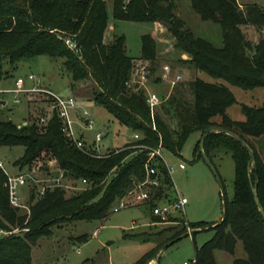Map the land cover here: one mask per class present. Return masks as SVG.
<instances>
[{
  "label": "trees",
  "instance_id": "obj_1",
  "mask_svg": "<svg viewBox=\"0 0 264 264\" xmlns=\"http://www.w3.org/2000/svg\"><path fill=\"white\" fill-rule=\"evenodd\" d=\"M110 1L115 21L168 26L175 49L186 54L199 73L190 84L192 99L185 96L180 84L160 106L164 116L156 109L153 122L147 91L129 84L137 58L127 54L126 37L114 35L112 43L104 42L108 1L0 0V81L23 61L40 56L64 59L74 90L78 83L92 80L97 87L96 104L140 135L139 140L98 157L94 147L85 153L63 135L56 110L41 128L38 124L18 126L0 118V147L25 148L16 163L21 170H63L65 181H87L82 190L71 194L64 187H56L41 196L39 185L33 186L28 215L10 207L6 175L0 170V264H34L33 248L39 240L51 237L55 228L79 221L106 220L116 203L147 180L149 151L131 147L156 149L162 143L163 150L178 156L194 133H201L195 148L197 157L203 159V144L211 161L223 152L231 153L235 161L234 194L222 197L225 221L215 227L190 222L186 225L178 217L183 227L135 264H149L166 244L186 235L189 229L207 227L216 233L203 246L196 247L197 264H217L216 250L234 255L239 241L247 258L236 259L234 264H264V159L250 141L261 139L264 143V101L260 106L241 105L245 120L236 121L228 114L229 108L237 104L234 93L222 83L201 77L205 74L244 90L264 89V38L254 44L242 29H264V7H242L238 0H190L201 21L221 27L223 46L216 47L196 35L178 16L175 0ZM139 59L150 61L152 67L158 59L157 41L151 34L142 36ZM207 129L214 131L204 137ZM243 143L253 152L254 160ZM46 159L47 164H43ZM156 161L160 186L150 187L153 198L147 206L151 213L156 201L170 203L176 199L172 176L161 159ZM152 216L156 222L162 220ZM80 238L87 242L89 235Z\"/></svg>",
  "mask_w": 264,
  "mask_h": 264
},
{
  "label": "rangeland",
  "instance_id": "obj_2",
  "mask_svg": "<svg viewBox=\"0 0 264 264\" xmlns=\"http://www.w3.org/2000/svg\"><path fill=\"white\" fill-rule=\"evenodd\" d=\"M109 21L105 33L104 42L110 44L114 35H124L126 37L127 54L133 58L141 57L142 36L151 34L157 41L158 59L153 68V75L147 82V91L155 92L163 97L172 93L170 86L163 82H158L164 65H170L174 72L184 74L183 91L188 99H192L190 84L199 77V73L189 63V57L175 49V39L167 25L163 23H134L126 21H115L113 17V4L106 0ZM176 13L181 15L186 25L194 33L212 43L216 47L223 46V34L219 25L201 21L199 16L191 7L190 0H175ZM258 4L264 7V0H240V4ZM246 38L252 43H258L264 38V29L253 26L242 28ZM64 59H54L48 56H40L34 59L23 61L15 70L10 72L7 78L0 81V90L6 93L8 107L2 109L0 118L12 120L18 126H26L40 123L41 118H46L52 112L51 102L43 94H32L22 97L20 104L14 103L18 79L26 80L25 90H32L36 86L33 81L28 80L29 75H35L40 79V86L43 89L51 90L53 94L60 98L75 97L77 102L89 111L95 121V129L92 131H82V137L89 144H93L98 132H104L105 137L99 144L100 153L104 154L108 149L114 150L125 147L133 141V132L121 125L108 111L96 104L94 101L97 87L92 80L82 81L77 84L75 90L72 87L73 79L64 66ZM201 77L211 83H222L229 87L234 93L237 104L228 110V114L236 121H244L241 105L260 106L264 101V89L244 90L232 86L225 81L213 79L205 74ZM144 88V87H143ZM157 111L162 115L160 107ZM27 123V124H25ZM173 124V123H172ZM201 138V133L192 134L186 141L182 152L176 156L166 150L163 155L167 165L172 169V180L177 196H185L188 205L183 213L173 215L167 220H161L156 227L150 226L152 217L151 209L147 205H138L135 198H127V206L119 212L111 211L110 216L101 222H84L65 224L55 228L51 237L39 240L33 248L34 264H135L145 254L156 248L161 240L169 238L177 229L182 228L178 222V217H184L190 223H204L207 226L215 227L222 222L224 215L222 197L226 194L232 197L235 183V161L231 153H220L213 158V165L217 175L207 165V163L196 156L195 148ZM256 147L260 156L264 159V143L261 139H250ZM25 148L0 147V161L3 162L8 172L18 173L20 167L16 163L23 157ZM48 159L43 164H47ZM180 163L186 165L185 170L179 168ZM13 168H16L15 171ZM26 170V169H24ZM18 171V172H17ZM21 171V169H20ZM42 179L55 177L54 172H37ZM69 188V194L80 191L84 188L81 182L76 180L63 181ZM33 183L25 190V203L31 207L30 198L32 196ZM40 186L38 187V191ZM121 202L116 203L114 208ZM23 213L25 211H22ZM153 219V217H152ZM217 222V223H216ZM133 223L136 225L134 226ZM199 230L197 234L187 236L174 243L172 246L157 253L152 260V264H183L185 261H192L196 254V247L203 246L215 235V230L209 227ZM19 232V231H17ZM193 230L189 229L187 233ZM144 234L143 237L137 236ZM89 235L87 242H81V236ZM158 254H160L158 256ZM218 264L221 256H228L233 260L247 258L242 242H238L234 255L222 251L214 252ZM158 256V257H157ZM227 258V259H228ZM151 264V263H150Z\"/></svg>",
  "mask_w": 264,
  "mask_h": 264
},
{
  "label": "built area",
  "instance_id": "obj_3",
  "mask_svg": "<svg viewBox=\"0 0 264 264\" xmlns=\"http://www.w3.org/2000/svg\"><path fill=\"white\" fill-rule=\"evenodd\" d=\"M152 75L153 69L150 61L143 59L136 60L134 63L132 78L129 84L137 85L138 89L146 90L147 82ZM159 79L161 82L168 84V86H170L171 91H173L174 88L178 87L181 83H183V81L185 80V76L180 72H174L172 67L167 64L162 67ZM28 80L33 81L36 86H34L32 90H25L26 80L23 78L18 79L16 82L17 89L13 92L15 94L14 103L16 105L20 104L22 101V97L26 95H45L51 102L52 112L49 114L48 117L41 118L40 123L46 124L53 116V111L56 110L61 122L63 135L69 141H71L79 150L85 153H89V149L91 147H94L97 151L98 157L102 156L103 154L102 152L100 153L99 144L102 143L105 137L104 132H98L96 134L93 144H89L85 140V138L82 137V131H92L95 129V121L93 119L92 114L86 109H84L77 102L75 97L72 96L69 98H60L55 96L51 90L43 89L42 86H40V79L35 75H29ZM147 95V103L150 107L152 120L154 122L156 109L159 108L169 96L163 98L161 95L155 92L148 93V91ZM5 96L6 93L0 90V110L7 108L9 105ZM154 129H156L155 123ZM139 139L140 135L138 133H133L132 142ZM131 148H141L142 150L149 151L148 160L145 164L147 180L139 184L134 191L130 192L127 198H135L136 203H138V205H148L153 198L151 195L150 187L160 186V182L158 180L159 174L156 161L157 158L161 159L162 162L166 165L170 175L172 173L173 168H170L166 163V160L163 155L162 143H160L159 147L156 149L140 145L133 146ZM179 168L181 170H185L186 165L184 163H180ZM0 170H2L6 175L5 187L7 189L8 202L10 207L25 211L28 215H30L31 210L30 206L25 203L23 191L30 187L32 183L34 185L40 186L38 195L41 196L45 194L47 189L56 187L69 188V186L63 183V181L66 180L65 172L63 170L56 172L57 175L51 179H42L38 176V174H36V172H32L27 169L21 170L18 173L8 172L5 169L2 161H0ZM86 183L87 181L84 180L83 184ZM123 200H121L119 206L113 209L114 212H119L121 209L126 208V206L128 205L127 201L125 203ZM155 203L156 205L153 207L152 214L154 216L160 217L162 220L165 221L172 217L174 214L183 213L184 215L185 207L188 205L189 202L185 196H177L176 199L170 203L164 201H156ZM184 221L186 225H189V222L185 217ZM185 264H197L196 257L191 262H186Z\"/></svg>",
  "mask_w": 264,
  "mask_h": 264
},
{
  "label": "water",
  "instance_id": "obj_4",
  "mask_svg": "<svg viewBox=\"0 0 264 264\" xmlns=\"http://www.w3.org/2000/svg\"><path fill=\"white\" fill-rule=\"evenodd\" d=\"M214 130L213 129H207L206 131H205V133H204V137H206L208 134H210V133H212ZM244 145H245V143H243ZM246 146V145H245ZM247 147V146H246ZM248 148V147H247ZM248 150L250 151V153H251V156H252V160H254V154H253V152L248 148ZM200 153L202 154V156H203V159H204V161L207 163V165L212 169V171L217 175V172H216V170H215V167H214V165H213V163H212V161L210 160V158L206 155V153H205V151H204V148H203V144H201L200 145ZM225 221V215H223V218H222V222H224ZM221 222V223H222ZM194 232H196V231H194L193 230V232H191V233H187L186 235H183V236H180V237H178V238H176L175 240H173L172 242H170V243H168V244H166L161 250H160V253L164 250V249H166V248H168L169 246H171L172 244H174V243H176L177 241H179V240H181L182 238H185V237H187V236H191L192 235V233H194ZM160 254H158V256H159ZM157 256V257H158ZM156 262H158V260H156Z\"/></svg>",
  "mask_w": 264,
  "mask_h": 264
},
{
  "label": "crops",
  "instance_id": "obj_5",
  "mask_svg": "<svg viewBox=\"0 0 264 264\" xmlns=\"http://www.w3.org/2000/svg\"><path fill=\"white\" fill-rule=\"evenodd\" d=\"M238 2H239V4H240V0H238ZM247 4H249V3H246L245 2V4H240L242 7L243 6H245V5H247ZM179 17H182L180 14L178 15ZM183 19V18H182ZM198 19H200V18H198ZM15 169L16 168H13V170L15 171ZM19 171H20V169H19ZM18 172V171H17ZM55 173V175L57 174L56 172H54ZM26 190V189H25ZM25 190L23 191V197L25 198ZM174 215H176V214H174ZM153 217V216H152ZM152 217H151V220H150V226H154V227H156L159 223H161V222H156V221H154L153 219H152ZM217 223V222H216ZM133 225L135 226L136 224L135 223H133ZM160 240H161V242H162V236H160ZM217 251V250H216ZM218 251H220V250H218ZM215 252V251H214ZM222 252H224V251H222ZM225 253H227V252H225ZM195 254H196V250H195ZM227 254H229V253H227ZM230 255H232V254H230ZM215 256V255H214ZM196 257V256H195ZM228 256H221L220 257V261H222V263H228L229 262V264H234V261L235 260H233L232 258H228ZM241 259H246V258H241ZM216 261H217V259H216ZM152 262L153 261H151L150 263L152 264ZM186 262H191V261H185L183 264H185ZM149 263V264H150ZM156 264H158L157 262H156ZM217 264H218V262H217Z\"/></svg>",
  "mask_w": 264,
  "mask_h": 264
}]
</instances>
